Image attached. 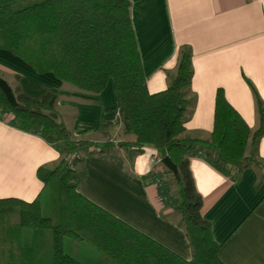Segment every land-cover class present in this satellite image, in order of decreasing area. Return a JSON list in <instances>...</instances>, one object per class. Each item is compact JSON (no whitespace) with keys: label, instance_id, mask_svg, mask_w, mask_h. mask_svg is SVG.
I'll return each instance as SVG.
<instances>
[{"label":"trees","instance_id":"16d2710c","mask_svg":"<svg viewBox=\"0 0 264 264\" xmlns=\"http://www.w3.org/2000/svg\"><path fill=\"white\" fill-rule=\"evenodd\" d=\"M130 0H15L0 3V49L21 58L37 74L52 73L83 94L51 88L38 97L21 90L20 76L10 86L16 105L0 88V118L10 126L43 138L61 158L52 167L40 166L37 177L42 196L48 190L49 214L42 203L18 197L0 198V264H84L64 251V238L86 242L100 253L98 264H223L220 245L203 217L202 198L190 171L191 157H204L228 174L235 163L238 175L246 167L256 173L255 187L264 184V162L254 149L264 136V102L250 84L258 126L252 130L227 100L222 88L215 93L213 127L205 138L188 135L185 123L195 105L191 93V50H178L177 65L168 86L151 93L140 59L132 24ZM109 79L116 103L129 120L131 141L114 142L104 135L95 144L74 139L56 110L62 96L81 97L101 106L99 93ZM146 145L168 156L177 174L166 168L150 173L158 199L176 218L191 249L183 259L81 195L76 186L84 177L85 157H102L121 150L139 155ZM252 151L248 154L247 148ZM31 232L23 244V230ZM49 251V252H48Z\"/></svg>","mask_w":264,"mask_h":264},{"label":"crops","instance_id":"0c3cea01","mask_svg":"<svg viewBox=\"0 0 264 264\" xmlns=\"http://www.w3.org/2000/svg\"><path fill=\"white\" fill-rule=\"evenodd\" d=\"M130 2L140 59L151 93L168 86L169 77L176 70L179 48L188 46L191 50V93L195 105L185 123L188 135L205 138L212 130L218 88L223 89L248 126L256 129L258 117L248 83L264 102V0ZM0 74L11 77L12 85L14 75L18 74L21 90L30 96L38 97L51 88L83 94L52 73L37 74L21 58L4 49H0ZM98 98L101 106L81 97H60L56 110L72 138H88L95 144L103 142L104 135L114 142L131 141L129 120L117 107L112 79ZM252 148L248 146V154ZM254 152L264 162V136ZM158 157L152 145H146L139 155L121 150L113 155L85 157V175L76 189L137 231L189 260L191 249L185 233L170 210L163 208L156 183L149 178L150 173L162 169L157 163L156 169L150 163L151 158L157 162ZM60 158V152L43 138L16 129L0 118V198L18 197L40 206L42 183L37 169L52 167ZM189 167L202 198V215L220 245V261L264 264V184L255 187V170L246 167L238 175V165L228 163L225 174L204 157H191ZM79 247L94 258L92 264L102 260L100 253L86 242L80 241Z\"/></svg>","mask_w":264,"mask_h":264},{"label":"rangeland","instance_id":"374dc122","mask_svg":"<svg viewBox=\"0 0 264 264\" xmlns=\"http://www.w3.org/2000/svg\"><path fill=\"white\" fill-rule=\"evenodd\" d=\"M1 76L0 77H4L3 79H7L5 81H7L9 83V85H12L13 84V79L11 77H6V76H3L2 74H0ZM13 86V85H12ZM162 163L158 162L156 164V166L160 167L162 166L161 165ZM48 190L45 191V193L43 194V197H42V213L43 215H48L50 212H49V207H48ZM31 232L29 229H24L23 230V244L24 245H29L30 244V238H31ZM63 246H64V251L66 253H69V254H74V255H77L80 260L85 263V264H92L93 261H94V258L91 256V255H88V254H84V251H85V248L84 247H79V242H75L73 239L71 238H64V241H63ZM80 248L82 250H80ZM49 252V251H48Z\"/></svg>","mask_w":264,"mask_h":264},{"label":"water","instance_id":"95a60500","mask_svg":"<svg viewBox=\"0 0 264 264\" xmlns=\"http://www.w3.org/2000/svg\"><path fill=\"white\" fill-rule=\"evenodd\" d=\"M0 88L2 89V91L4 92L7 100L12 104V105H16V101H15V98H14V95L12 93V90L10 88V86L8 85V83L0 78ZM161 163L166 167L168 168L169 170H171L174 174H177V168H176V165L171 161V159L166 156V157H163L161 159Z\"/></svg>","mask_w":264,"mask_h":264},{"label":"built area","instance_id":"2783aa9c","mask_svg":"<svg viewBox=\"0 0 264 264\" xmlns=\"http://www.w3.org/2000/svg\"><path fill=\"white\" fill-rule=\"evenodd\" d=\"M158 162L161 163V159H160V157L157 158V162H156V158H151V159H150V163H151L152 165H154V166H155V164L158 163ZM154 168L156 169V166H155ZM159 171H162V169L155 170V172H159Z\"/></svg>","mask_w":264,"mask_h":264}]
</instances>
